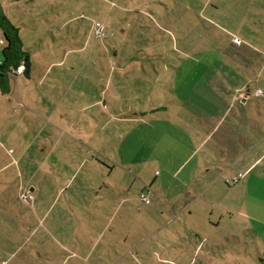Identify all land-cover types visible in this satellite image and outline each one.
<instances>
[{"label":"crops","instance_id":"0c3cea01","mask_svg":"<svg viewBox=\"0 0 264 264\" xmlns=\"http://www.w3.org/2000/svg\"><path fill=\"white\" fill-rule=\"evenodd\" d=\"M241 2L240 11L245 21L241 26L245 29V24L250 23L247 19L253 21V28L246 30L260 38H254L255 45L241 49L244 56L240 55L237 62L225 66L236 71V75L222 77L219 81L218 78L208 80L212 85L211 93L202 95L200 104L206 108L197 109L198 103L187 111L183 106L174 108L178 119V123L173 124L174 135L177 134L174 140L181 147L186 139L182 134L188 135L192 140L191 160L197 159L189 172L184 175L178 172L184 181L180 178L178 187L171 190L173 199L166 204L158 202L157 197L165 190L156 188L150 190L148 201L136 198L132 190L134 176L122 166L116 168L118 171H113V166L110 173H99L96 177L87 173L80 178L73 175L63 182L60 180L61 188L54 190L37 184L36 174L25 183L18 167L14 181L20 179L22 194L30 192L34 198L19 204L10 192H5L8 201L1 208L9 219H1L0 227L11 230V245L10 250L0 248V264H264V97L256 95L257 89L264 90V0H239ZM26 14L23 21L27 20L22 24L10 19L20 37L28 26L47 29L44 21L50 20L48 14ZM261 20L263 22L258 24L254 22ZM65 24L59 23L60 31ZM21 40L29 54V64L23 60L17 68L8 69L0 86L4 92L0 90V97L7 99L11 94L17 101L28 99L31 102L40 100L41 94L48 102L65 101L69 95L67 90H73L80 78L69 80L60 74L50 78L48 74L51 66L63 68L70 51L62 48L66 53L59 61L50 62L46 51L42 53L45 58L37 60L35 54L40 52L26 48ZM0 45L1 64L4 58L1 49L6 45L4 38H0ZM86 48L82 46L83 50ZM248 54H253V59H247ZM21 65L24 69L18 71ZM135 65L134 62L124 68L120 66V74H129ZM116 71L115 67L110 73ZM24 74L27 77L24 78ZM86 79L90 83L92 78ZM94 80L97 82L94 92L86 93L81 87L73 96L76 99L87 96L92 102L86 107H103L101 80ZM108 80L110 86L114 84L113 77ZM22 84L26 86L24 92ZM45 84L54 93L52 96L50 91H43ZM109 94L117 100L112 92ZM54 97L57 99H52ZM157 99L155 97L154 101ZM158 102L156 108L136 111V117L152 111L165 113L162 99ZM208 104L217 105V111L208 110ZM26 109L27 118L18 120L20 124L32 122L28 115H38L32 108ZM132 110L114 107V117L111 114L110 118L115 121L120 118L121 123L133 122V118L124 117L125 112ZM19 112L21 114V110ZM108 126L109 123L105 130ZM111 129L112 126L110 131H114ZM102 130L99 128L98 132ZM16 143L20 155H27L30 144ZM23 146L28 149L23 151ZM31 153L28 156H33ZM18 161L14 159L2 165L0 174L7 175ZM87 162L85 156L80 164L83 167ZM236 176H240V180L234 182ZM157 178L146 183L148 187L156 186ZM76 179H80V183L72 187ZM128 183L132 186L128 187ZM32 245L37 246L36 250L30 248Z\"/></svg>","mask_w":264,"mask_h":264},{"label":"rangeland","instance_id":"374dc122","mask_svg":"<svg viewBox=\"0 0 264 264\" xmlns=\"http://www.w3.org/2000/svg\"><path fill=\"white\" fill-rule=\"evenodd\" d=\"M241 5L239 0H0L5 16L17 24L27 20L23 21L26 13L48 14L50 20L44 21L47 29L41 26L25 29L27 32L21 37L25 47L40 52L35 54L37 60L45 58L42 53L46 51L50 62L64 58L66 52L61 49H68L66 64L63 68L51 66L48 77L60 74L69 80L80 78L73 90H67L69 95L65 101L48 102L41 94L40 100L31 102L28 99L17 101L11 94L7 99L0 97V167L19 160L7 175L0 174V220L9 219L1 208L8 201L5 192H10L19 204L22 200L28 202L20 191L21 180L14 181L18 167L25 183L36 174L37 184L54 190L60 189L61 183L73 175L80 178L87 173L96 177L99 173H110L113 166V171L122 166L134 176L132 190L136 198L151 194L150 190L156 188L165 190L163 195L156 196L158 202H170L171 190L178 187L180 178L183 180L181 175L189 172L197 159L191 160L192 140L188 135L182 134V138H186L184 146L179 147L174 140L177 134L174 135L173 124L178 123L174 108L183 106L187 111L197 103V109L206 108L200 104L203 103L201 96L211 93L212 85L208 80L218 78L219 81L222 77L236 75V71L225 66L237 62L241 49L255 45L254 38H260L246 30L253 28V21L247 19L250 23L245 24V29L241 26L245 22ZM60 22H67L61 31ZM98 22L104 25V36L97 34ZM0 29V38L5 39L1 25ZM5 42L7 45L6 39ZM83 45L87 46L84 50ZM252 56L248 54L246 58L253 59ZM134 62L136 65L129 74H120V66L124 68ZM115 67V74L110 73ZM88 76L92 78L90 83ZM112 77L114 84L110 86L108 79ZM95 78L101 80L103 107H86L92 101L87 96L76 99L73 93L81 87L86 93L94 92ZM12 84L15 86L13 80ZM21 88L24 92L26 86L22 84ZM42 88L43 91L51 89L47 84ZM0 90L3 92L2 87ZM110 92L117 100L109 96ZM50 94L54 93L50 91ZM46 95L49 100L48 93ZM158 101L165 105L167 115L152 111L136 117V111L156 108ZM114 107L132 108L124 117L133 118V122L121 123L120 118L116 121L110 118L111 114L114 117ZM26 108H32L38 115L30 114L28 118L32 122L20 124L18 120L27 118L24 116L28 114ZM207 108L217 111L218 107L208 104ZM64 113L66 115L61 116ZM145 120L147 122L142 123ZM107 123L115 132L110 131L109 126L105 130ZM97 127L103 128L101 133ZM17 141L30 144L31 149L22 147L23 151L28 149L27 155H20ZM29 153L36 157L28 156ZM85 156L88 162L82 167L80 161ZM178 172L181 175L178 176ZM155 176L158 177L156 186L148 187ZM78 183L80 179H76L72 187ZM129 186L132 185L128 183ZM10 233L8 228L0 227L1 249L10 250ZM36 247L30 248L36 250Z\"/></svg>","mask_w":264,"mask_h":264},{"label":"trees","instance_id":"16d2710c","mask_svg":"<svg viewBox=\"0 0 264 264\" xmlns=\"http://www.w3.org/2000/svg\"><path fill=\"white\" fill-rule=\"evenodd\" d=\"M0 25L4 29L6 47L3 48V61L0 64V86L8 69L13 66L17 68L24 60L29 64V54L23 49L22 40L18 28L5 16L0 6ZM27 68V66H26Z\"/></svg>","mask_w":264,"mask_h":264},{"label":"built area","instance_id":"2783aa9c","mask_svg":"<svg viewBox=\"0 0 264 264\" xmlns=\"http://www.w3.org/2000/svg\"><path fill=\"white\" fill-rule=\"evenodd\" d=\"M104 25L103 24H100L99 22L97 23V34L100 35V36H104ZM236 41L239 42L240 40L238 38H236ZM24 69V65H21L19 68H18V71H21ZM256 95H259V96H263L264 97V90L263 89H257L256 90ZM240 180V176H236L234 177V182H237ZM229 181V180H228ZM23 198L25 200H31L34 198L33 194L30 193V192H26V193H23ZM141 198L144 200V201H148L149 199V196L148 194H142Z\"/></svg>","mask_w":264,"mask_h":264}]
</instances>
